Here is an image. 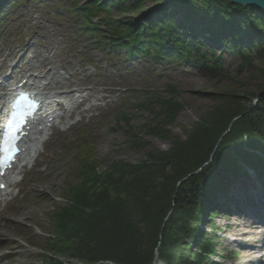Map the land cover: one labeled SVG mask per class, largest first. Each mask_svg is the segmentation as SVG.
Listing matches in <instances>:
<instances>
[{
  "label": "trees",
  "instance_id": "trees-1",
  "mask_svg": "<svg viewBox=\"0 0 264 264\" xmlns=\"http://www.w3.org/2000/svg\"><path fill=\"white\" fill-rule=\"evenodd\" d=\"M133 1L87 0L77 9L83 12L86 31L100 32L94 17L105 20L111 26L112 43L126 48L131 57L151 56L156 61L178 57L226 76L218 70L215 56L204 49L207 33L196 32L185 22L179 24L168 6L161 5L165 0H157L150 12L134 18L129 10L142 8L145 0ZM167 1L175 9L185 8L208 21L204 26L217 32L216 44L237 55L242 64H252V53L260 57L262 64L254 65L255 77L264 86L262 9L230 0ZM114 6L123 17L112 16ZM257 91L263 92L256 104L245 101L234 89L217 93L218 103L185 131V139L170 134L182 103L172 95L153 92L139 104L142 108L159 105L143 132L169 140L170 145L165 150H147L137 163L113 161L99 171L93 146L78 140L76 176L65 186L64 203L51 215L55 235L47 245L55 255H47L40 264H63L55 257L63 252L85 264H154L156 253L164 264H220L213 258L214 238L202 233L198 224L206 217L210 196L226 176L248 175L247 168L256 165L264 169V157L253 152L264 154V88ZM125 114L117 110L115 118L128 123ZM140 135L128 132L131 145L138 150L148 144L146 136Z\"/></svg>",
  "mask_w": 264,
  "mask_h": 264
},
{
  "label": "rangeland",
  "instance_id": "rangeland-1",
  "mask_svg": "<svg viewBox=\"0 0 264 264\" xmlns=\"http://www.w3.org/2000/svg\"><path fill=\"white\" fill-rule=\"evenodd\" d=\"M86 1L7 0L0 8V76L5 73L3 71H10L11 65L19 60L8 61L4 65L7 56L22 47L33 46L38 51V58L52 56L63 68L61 73L71 81L73 89L86 94L87 102L80 106L81 110L94 105L84 114L76 112L66 124L51 129V134L49 131L33 166L24 168L18 176L22 181L12 189L13 195L0 204V221L7 214L20 217L19 224L7 233V239L0 241V256L5 255L2 264L11 261L15 264H39L46 258L43 251L55 255L47 245L55 235L51 215L54 208L64 203L61 196L65 194V186L76 176L78 140L85 139L90 142L89 146H93L90 149L96 156L99 171L107 169L113 161L137 163L147 150H165L170 145L169 140L147 137L143 132L145 124L153 122L159 105L142 108L139 104L153 92L162 96L172 95L182 103L183 109L170 126L171 136L181 139H185L186 130L218 103L217 93L234 89L245 101L256 104L263 92L257 91L258 87L264 86L259 85L254 67L255 64H262L261 58L252 53V64H242L237 55L211 43L217 32L205 27L209 22L190 10L175 9L167 0L161 3L168 6L167 10L179 24L188 23L189 27H195L196 32L208 34L203 41L204 49L210 57L215 56L218 70L226 76L214 72L210 66H191L178 57L162 61H156L151 56L131 57L126 48H118L112 43L111 26L105 20L99 17L92 19L98 24L100 32L91 33L84 29V15L77 7ZM157 3V0H145L142 8L129 10L128 15L135 18L141 12H150ZM125 6L130 7L128 4ZM133 7L136 8L135 5ZM112 16L119 18L123 14L114 6ZM244 44L247 46L249 43ZM33 51H24L22 55L28 56ZM169 86L176 91H170ZM67 89L72 90L71 87ZM117 110L125 111L128 123L117 121ZM129 130L142 133L148 144L140 150L136 149L128 139ZM254 178L264 187L263 175L254 173ZM232 179L227 176L222 183L224 191L221 193L226 199L223 208L216 209L211 202L206 209L207 224L202 227L203 230L212 227L210 236L215 241L213 258L220 264H236L239 261L237 248L222 241L228 234L227 223L241 222L243 216L261 222L260 216L264 215L252 206V201H249L250 205L244 199L237 201L236 195L240 191L249 197V187L243 188L249 181L231 182ZM34 185L40 186L45 193H32L30 189ZM25 205L30 211L22 215L20 210ZM209 212H212L211 218L208 217ZM209 219L211 222L208 224ZM258 244L260 253H263L264 238ZM193 250L197 251V248L193 247ZM55 257L62 260L68 256L67 252H63ZM250 264H264V260Z\"/></svg>",
  "mask_w": 264,
  "mask_h": 264
},
{
  "label": "bare ground",
  "instance_id": "bare-ground-1",
  "mask_svg": "<svg viewBox=\"0 0 264 264\" xmlns=\"http://www.w3.org/2000/svg\"><path fill=\"white\" fill-rule=\"evenodd\" d=\"M33 50V54L28 56L22 55V52L27 50ZM17 63L12 64V68L10 72H6L3 76L4 80L0 81L2 84L0 90H7V88L12 90L15 85H19L24 80L27 79L28 82H38L44 84L46 89L50 90H59L61 94L65 95L67 99L70 100V109H65L59 114H56L54 117L53 125H56L57 122H64L67 118L72 115L74 112H79L84 114L87 111V108L80 109V106L87 102V96L84 92L78 93L80 91L73 89L74 86L71 85V81L67 78V76L61 73L63 69L59 64L56 63L54 58L50 55H44L43 57L38 58V51L33 46H25L20 49H17L16 52L11 53L7 56L3 63L7 64L8 61ZM4 67V66H3ZM7 70V68H5ZM1 73V74H2ZM7 79H11L7 81ZM16 80L17 83L10 84V81ZM71 87L72 90H67L65 87ZM92 92V91H91ZM5 94H0V105L5 101ZM258 100V99H257ZM89 108V107H88ZM50 130L46 128L43 131V135ZM31 139L28 140L27 145L25 147H30V154H34V157L40 153L41 146L43 141L40 144L35 145L31 149ZM21 169V168H20ZM21 171V170H20ZM16 179V175L12 177L11 180H8L9 187L1 192L3 196V200H6L11 195V192H8L11 188L13 180ZM32 193L44 194L45 191L38 185L32 186L30 189ZM27 211H30V208L25 205L23 209L20 210V213L24 215ZM261 214H264L263 212ZM20 222V217L18 215L7 214L0 221V241L6 240L8 235L7 233L11 232L10 229L15 227ZM264 222V221H261ZM227 231L228 234L223 237V240L228 245L234 246L237 248V259L239 260L236 264H250L255 261H263L264 260V252L260 253V246L258 242L264 238V227L260 225L256 219L249 220L246 216L241 218V222H229L227 223ZM5 258V255L0 256V264L1 261ZM9 264H15L14 261L9 262Z\"/></svg>",
  "mask_w": 264,
  "mask_h": 264
},
{
  "label": "water",
  "instance_id": "water-1",
  "mask_svg": "<svg viewBox=\"0 0 264 264\" xmlns=\"http://www.w3.org/2000/svg\"><path fill=\"white\" fill-rule=\"evenodd\" d=\"M236 4H240L246 7H255V8H260L264 11V0H230ZM157 257V254H156ZM156 264V259H155V263Z\"/></svg>",
  "mask_w": 264,
  "mask_h": 264
}]
</instances>
